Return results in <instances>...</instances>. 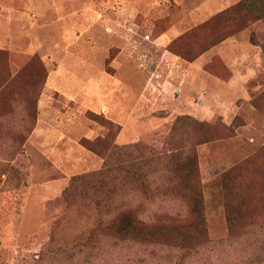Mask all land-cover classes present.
I'll return each mask as SVG.
<instances>
[{"label":"rangeland","instance_id":"obj_1","mask_svg":"<svg viewBox=\"0 0 264 264\" xmlns=\"http://www.w3.org/2000/svg\"><path fill=\"white\" fill-rule=\"evenodd\" d=\"M239 1L0 0V264H264V18ZM179 147L208 245L72 250L180 208Z\"/></svg>","mask_w":264,"mask_h":264},{"label":"trees","instance_id":"obj_2","mask_svg":"<svg viewBox=\"0 0 264 264\" xmlns=\"http://www.w3.org/2000/svg\"><path fill=\"white\" fill-rule=\"evenodd\" d=\"M236 9L248 16L253 15L255 19L264 18V0H240L234 7L226 9L223 13L230 14ZM261 48L264 53V42L261 44ZM115 128L118 130L119 126H115ZM205 141L207 138L202 137L198 143ZM94 142V140H82L83 145L93 150L97 149V146L105 147L101 145L103 143L94 144ZM169 156L174 159L171 164L174 171L181 166L189 170V176L185 179L182 177L183 183L181 184L180 180L179 187L178 184L176 185L177 190L172 184L174 190L171 189L169 192L170 197L182 202L183 205L180 208L161 210L152 218H146L145 213L136 209H123L107 223L98 222L84 238L73 246L72 250H100V233L107 234L117 243L136 244L144 248H156L180 242L182 244H178L180 246L177 248L184 251L187 256H191L199 248L208 245L211 238L208 237L203 213V194L193 167L195 164L194 153L179 147L170 149ZM179 177L181 178L180 175ZM230 217L232 218V216ZM230 217L227 219L230 220Z\"/></svg>","mask_w":264,"mask_h":264}]
</instances>
